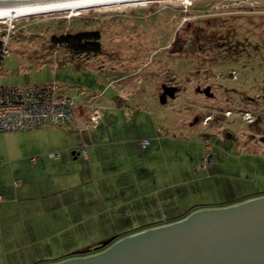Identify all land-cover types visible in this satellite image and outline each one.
<instances>
[{
	"label": "rangeland",
	"instance_id": "rangeland-1",
	"mask_svg": "<svg viewBox=\"0 0 264 264\" xmlns=\"http://www.w3.org/2000/svg\"><path fill=\"white\" fill-rule=\"evenodd\" d=\"M9 23L14 32L0 85L62 80L68 94H85L78 101L98 98L105 116L97 126L115 130L96 159L121 194L136 193L122 187L128 162L149 158L156 164L144 180L174 185L171 195L182 191L187 210L264 195V0H148L54 11L0 20V35ZM81 30H99L104 50L77 64L51 36ZM175 37L187 38L179 53L171 50ZM18 132L0 131V158L25 148ZM143 136L150 145L135 156ZM206 136L212 161L201 170ZM130 203L117 212L146 215L142 201Z\"/></svg>",
	"mask_w": 264,
	"mask_h": 264
},
{
	"label": "crops",
	"instance_id": "crops-1",
	"mask_svg": "<svg viewBox=\"0 0 264 264\" xmlns=\"http://www.w3.org/2000/svg\"><path fill=\"white\" fill-rule=\"evenodd\" d=\"M75 56L77 64L84 61L82 55ZM72 57L74 55L69 54V58ZM54 66L57 68L59 63ZM58 71L56 69V73ZM57 81L65 88L62 80ZM86 115V111L82 112L81 120L84 121ZM111 130L115 128L100 125L82 128L78 134L54 126L16 130L20 131L16 133L18 139L25 140L27 145L25 148L20 146L16 154H5L8 159L1 158L0 264L56 262L70 257L75 249L94 247L110 237L117 239L170 223L192 211L185 208L188 204L183 206L178 199L183 195L182 191L177 198L171 195L174 185L150 186L144 180L148 168L156 164H149V158L128 162L122 187L134 186L136 193L134 190L121 194L113 177L101 170L102 164L96 159L98 150L109 146L102 143L111 141ZM82 145L86 147L87 156L80 153ZM149 145L143 147L140 141L136 146L138 154L134 155L142 156L143 149ZM44 151H56L58 155L51 156ZM203 151L202 162L205 160L204 148ZM148 155L146 150L144 156ZM80 157L81 163H76ZM203 163L197 168L207 169L201 166ZM138 170L143 173L139 178L138 174L132 175ZM136 199L145 204L146 215L130 217L127 213L117 212L118 207Z\"/></svg>",
	"mask_w": 264,
	"mask_h": 264
},
{
	"label": "water",
	"instance_id": "water-1",
	"mask_svg": "<svg viewBox=\"0 0 264 264\" xmlns=\"http://www.w3.org/2000/svg\"><path fill=\"white\" fill-rule=\"evenodd\" d=\"M52 1L63 0H0V7ZM42 264H264V195L197 209Z\"/></svg>",
	"mask_w": 264,
	"mask_h": 264
},
{
	"label": "built area",
	"instance_id": "built-area-1",
	"mask_svg": "<svg viewBox=\"0 0 264 264\" xmlns=\"http://www.w3.org/2000/svg\"><path fill=\"white\" fill-rule=\"evenodd\" d=\"M13 28L14 24L9 23L0 35V71L4 58L9 54ZM81 95L84 96L85 94L83 92L68 94L65 88L56 81L38 84L0 85V131L25 130L46 126L81 130L84 126H97L103 113L98 98L91 96V99L89 98L82 103L78 101ZM82 109L87 113L84 121L81 120ZM209 118L210 116L206 117V119ZM149 143L147 138L141 140L143 147ZM211 148L210 138L206 136L204 138L205 160L201 166L211 164ZM80 153L87 156L85 145L80 146ZM49 154L51 156L58 155L56 151ZM32 159L35 160L36 157H32ZM2 162L3 160L0 158V166ZM2 198L3 196L0 194V200Z\"/></svg>",
	"mask_w": 264,
	"mask_h": 264
},
{
	"label": "trees",
	"instance_id": "trees-1",
	"mask_svg": "<svg viewBox=\"0 0 264 264\" xmlns=\"http://www.w3.org/2000/svg\"><path fill=\"white\" fill-rule=\"evenodd\" d=\"M187 38L181 40L175 37L171 50L181 52L184 50ZM51 44L64 46L72 55H96L102 53L104 48L101 42V32L99 30H81L76 32H66L52 34ZM172 88V87H171ZM252 125L256 123L251 122Z\"/></svg>",
	"mask_w": 264,
	"mask_h": 264
},
{
	"label": "bare ground",
	"instance_id": "bare-ground-1",
	"mask_svg": "<svg viewBox=\"0 0 264 264\" xmlns=\"http://www.w3.org/2000/svg\"><path fill=\"white\" fill-rule=\"evenodd\" d=\"M148 0H63L43 3H30L18 6L0 7V20H13L25 15L50 13L54 11H74L82 8L97 7L103 5L122 4L128 2Z\"/></svg>",
	"mask_w": 264,
	"mask_h": 264
},
{
	"label": "flooded vegetation",
	"instance_id": "flooded-vegetation-1",
	"mask_svg": "<svg viewBox=\"0 0 264 264\" xmlns=\"http://www.w3.org/2000/svg\"><path fill=\"white\" fill-rule=\"evenodd\" d=\"M173 53H177V52H173ZM168 89V88H167Z\"/></svg>",
	"mask_w": 264,
	"mask_h": 264
}]
</instances>
